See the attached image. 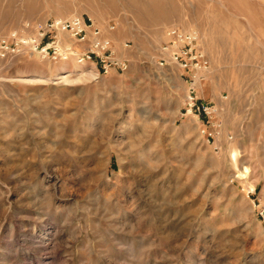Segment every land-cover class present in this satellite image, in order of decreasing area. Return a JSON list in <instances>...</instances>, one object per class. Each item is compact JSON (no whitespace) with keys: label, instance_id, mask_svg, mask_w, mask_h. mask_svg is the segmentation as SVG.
<instances>
[{"label":"rangeland","instance_id":"1","mask_svg":"<svg viewBox=\"0 0 264 264\" xmlns=\"http://www.w3.org/2000/svg\"><path fill=\"white\" fill-rule=\"evenodd\" d=\"M75 17L129 66L0 59V264H264V0H0V41ZM172 28L208 124L156 65Z\"/></svg>","mask_w":264,"mask_h":264},{"label":"built area","instance_id":"2","mask_svg":"<svg viewBox=\"0 0 264 264\" xmlns=\"http://www.w3.org/2000/svg\"><path fill=\"white\" fill-rule=\"evenodd\" d=\"M108 31L114 30L109 26ZM167 41L159 49L156 65L159 68H177L187 84L185 115H193L200 123H210L215 113L214 106L200 101L197 89L210 72V61L201 48L199 34L194 30L168 29ZM130 45L124 44L128 49ZM27 55L53 63L74 62L90 64L96 76L110 72L124 73L128 61L116 56L111 39L90 19L79 17L54 19L38 25L31 36L11 34L0 41V59L9 56ZM252 194L249 192L248 195ZM258 218L264 222V203H258Z\"/></svg>","mask_w":264,"mask_h":264}]
</instances>
